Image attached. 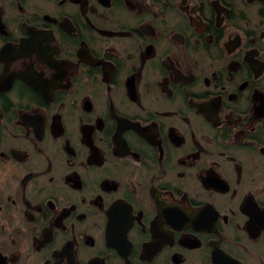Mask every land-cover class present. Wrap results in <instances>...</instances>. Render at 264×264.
<instances>
[{"label": "flooded vegetation", "instance_id": "obj_1", "mask_svg": "<svg viewBox=\"0 0 264 264\" xmlns=\"http://www.w3.org/2000/svg\"><path fill=\"white\" fill-rule=\"evenodd\" d=\"M0 264H264V0H0Z\"/></svg>", "mask_w": 264, "mask_h": 264}]
</instances>
